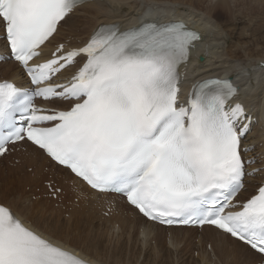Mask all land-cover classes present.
I'll return each mask as SVG.
<instances>
[{
    "label": "snow or ice",
    "instance_id": "snow-or-ice-1",
    "mask_svg": "<svg viewBox=\"0 0 264 264\" xmlns=\"http://www.w3.org/2000/svg\"><path fill=\"white\" fill-rule=\"evenodd\" d=\"M99 2L0 0L5 62L32 86L0 82V157L30 143L78 186L118 194L161 225L212 226L264 264V183L238 199L254 175V160L245 159L254 149L245 140L255 120L229 79L199 81L182 100L202 39L196 31L182 21L127 29L112 21L82 45L60 43L45 56L59 28ZM37 97L51 107L37 106ZM29 207L0 205V264H88L27 226L19 213Z\"/></svg>",
    "mask_w": 264,
    "mask_h": 264
},
{
    "label": "bare ground",
    "instance_id": "bare-ground-1",
    "mask_svg": "<svg viewBox=\"0 0 264 264\" xmlns=\"http://www.w3.org/2000/svg\"><path fill=\"white\" fill-rule=\"evenodd\" d=\"M203 1L205 3L206 0H101L99 3L78 10L72 20L59 28L53 42L46 47L49 48L54 44L64 42L66 32L67 35L73 38L71 39L72 45L82 44L88 40L99 24L112 21H119L123 28L127 29L140 24L146 19L160 23L182 20L202 35V41L196 43V47L192 51V61L187 69L189 81L199 82L213 76L229 77L236 85L240 86L241 89L238 88L240 96L247 106L249 114L257 118L252 132L247 138V140H251V144H255L257 137L263 134L261 125L264 122V67L260 65L257 68L256 63L264 62V58H255L250 55L251 49L244 48L245 52H243L247 55L248 60H254L253 68L249 69V64L242 59L241 52L238 50L240 48H234V45H236L234 41L238 43L241 39L239 34L235 35L234 32L242 25L243 20L239 19L235 23V21H224V18H220L225 14L222 13L219 6L225 7L228 0H210L211 5L207 7L206 13L201 8V6L203 7ZM255 1L264 3V0ZM235 2L241 3L240 0H235ZM179 5L182 7H179ZM235 14L237 15V13ZM231 25H233L234 31L229 30ZM65 26H67L66 29ZM228 39H231L230 47L227 46ZM243 45L240 44V46ZM3 48L4 42L0 41V49ZM0 79L22 82L23 73L19 71L18 66L14 63L0 64ZM26 147L27 152H21L17 156L22 159L21 165L30 162V164L37 167L36 172L38 175L31 176V182L33 184L39 183L41 169L48 167V173L53 176L56 182L60 180L64 185L73 184V188H76V196L81 197L84 205L82 208L74 210V215L78 219L76 228L73 226L75 228L73 234L70 229L67 232L63 228L57 230V232L56 229H53L57 226V223L52 228L48 224H46V228L43 227V224H39V220L38 224L41 227L35 224V221L30 220L32 217L36 219L40 217L37 216L40 214L39 210L37 211L35 208L29 207L24 213H19L21 219L24 220L27 226L37 230L45 239L73 252L92 264H139V256L147 246L149 250H154V254H152L153 261L142 264H184L182 257L188 262L187 259L193 254H197L199 258L195 259L191 256L192 258L188 262L190 264H249V262L255 264L258 262L255 261L256 258H260L250 250L244 253L243 246L238 241L232 240L227 235L212 228H205L199 234L195 229H166L148 222L136 210L130 208L121 197L111 194H96L83 184L78 186L75 177L71 176L66 169L50 162L38 149L32 146ZM257 151H259L258 146H256L254 152ZM21 165L17 167L21 168ZM26 182L30 183L28 180ZM16 198L15 201H8L9 203L4 201L5 203L0 202V204L10 207L11 210L16 212L24 207L25 195L19 193ZM106 200L113 201L117 205L115 212L109 218L100 214ZM97 213L100 216H97ZM40 219L42 220V217ZM95 219H98L99 224L96 225ZM58 226L57 228H60L64 224ZM116 226L121 230L118 236L114 234ZM94 230L95 234L91 235L90 232ZM114 235L118 238L117 242L116 240L113 241ZM168 238L170 239V249L166 247ZM208 245L211 246L210 250ZM192 249L194 253L190 255L189 252ZM165 251H167V260H163ZM188 254L190 256H187L186 259L185 255Z\"/></svg>",
    "mask_w": 264,
    "mask_h": 264
},
{
    "label": "rangeland",
    "instance_id": "rangeland-1",
    "mask_svg": "<svg viewBox=\"0 0 264 264\" xmlns=\"http://www.w3.org/2000/svg\"><path fill=\"white\" fill-rule=\"evenodd\" d=\"M185 2H183V3H185ZM240 2L241 3H239V2L236 3L235 0H228L227 5L225 7L219 6L222 13L225 14V16L220 17V18H224V21H231V22L235 21V23L237 21H239V19L243 20L242 25L239 26V28L234 32L235 35L239 34V36L241 37L240 42L236 43V41H234V43L236 44V45H234L235 46L234 48H237V47L240 48L238 50H240V52H241L242 59L244 61H247L246 63L249 64V66H250L248 68L252 69L254 60H252V59L248 60L247 55H245V53H244L245 52L244 48L245 49H251V54H250L251 56H254L255 58L256 57L257 58H259V57L264 58V3H260V2H257L255 0L254 1L253 0H240ZM202 4H203V7L201 6V8L206 13L207 7H209L211 5L210 0H208V3H207V0L205 1V3L203 1ZM181 5H179V7L183 6V5L182 6ZM183 8H186V7H183ZM196 8H198V7H196ZM186 9H188V8H186ZM190 10L192 11L193 9H190ZM235 13H237V15ZM252 16L254 17V19ZM66 28H67V26H66ZM230 29H232L231 31H234L233 25H231V27H229V30ZM244 38L247 40H245ZM227 42H228L227 46L230 47L231 46V39H228ZM243 43H244V45L247 44L248 46L245 45V47H244ZM240 44L243 46H240ZM250 46H252V47H250ZM241 47H243L242 48L243 50L241 49ZM12 166H15L12 159L3 160L0 162V191H1L0 192V202H3V203L6 202L7 203L8 201L9 202L15 201L17 199L16 197L19 195V193H23L25 195V202L28 201V203H29V201H30V203H29V204H31L30 207L37 209V211L39 210L40 214H38L37 216L42 217V220L40 219V217L38 219L32 217L30 220H32L33 222L35 221L34 222L35 224H38V220H39V224H41V225L43 224V227H45V228H46V224L50 225L51 228L56 226V225L58 226L59 224H61V225L64 224L63 227L60 225L61 227L58 226L60 228H57V226H56L53 229H56V231L57 230L59 231V229L63 228L67 232H68V229H70L72 231V234H73L74 233L73 229L76 228V222L78 219L75 217V215H73V207L74 206L78 207L80 205L79 197L76 196L77 192H75L76 188H74V191H73V190H71V187L73 188V185H71V184L70 185H64L62 182H60V180H58L61 183V185H63V187L65 189L67 188L69 191L68 194H65V198H63V201H62V203L65 204V207H62L60 202H55L53 200H49L47 197H37V195L43 191V188H44L43 182H46L49 179H51V176L48 174L47 167H45L44 169H41V171H40V175H41L40 178L41 179H40L39 183L33 184L30 179H31V176L34 175V173L36 174L37 168H34V166L32 164H30V162H26L24 165L25 167L22 170H20L21 169L20 167L11 168ZM31 169H32V171H31ZM27 180L30 181V183H27L26 182ZM44 219L45 220L47 219V220L45 221ZM60 220H61V222H59ZM50 221H52V222H50ZM97 221H98V219L94 220L96 225L99 224ZM51 224H52V226H51ZM68 226H69V228H68ZM71 226L72 227L75 226V228L73 227L71 229L70 228ZM94 227H96V226L94 225ZM117 227L114 230L116 232V233L114 232V234L115 235L117 234L116 236H118V234L121 232V230L118 229ZM87 232H89V231H87ZM72 234H71V236H72ZM90 234L91 235L95 234V230L91 231ZM115 235H114L113 241L116 240V242H117L118 238ZM169 241H170V239L168 238L166 240V242H167L166 247L170 249L171 245L169 244ZM196 243H198V242H196ZM122 244H124V243H122ZM129 246H131V244H129ZM192 251H193V249L189 252L190 255L194 253ZM196 252H198V251H196ZM152 254H154V250L153 249L149 250L148 246H147L146 249L144 250V252L139 256V264L145 263L147 261H153ZM189 254L185 255L186 259L190 256ZM166 255H167V251H165L163 253V257H164L163 260H167ZM191 256L195 257V259L199 258L197 256V254H193ZM191 256L188 258L189 260L187 259L188 262L191 260V258H192ZM182 258H183L184 264H190L184 260V257H182ZM210 264H212V263H210Z\"/></svg>",
    "mask_w": 264,
    "mask_h": 264
}]
</instances>
